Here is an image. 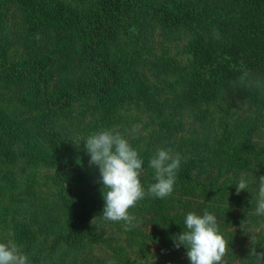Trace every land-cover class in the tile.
Wrapping results in <instances>:
<instances>
[{
  "label": "trees",
  "instance_id": "obj_1",
  "mask_svg": "<svg viewBox=\"0 0 264 264\" xmlns=\"http://www.w3.org/2000/svg\"><path fill=\"white\" fill-rule=\"evenodd\" d=\"M210 1L212 8L208 2L197 6L198 2L186 4L183 0H177V11L174 4L171 9L167 5L159 7L163 2H170L165 0H100L96 10H90L86 15L87 22L84 25L87 28L85 42L88 75L72 81L68 90L51 96L42 82L46 78L42 64H10L7 54V47L11 43L22 41V35L19 36L17 31L22 20L11 18L17 15L14 12L11 16V4L15 3L20 14L28 19V16L38 14V2L41 5L48 4V7L50 3L46 0H0V60L7 70L6 78L26 79L34 87L25 97L37 110L38 132L32 136L31 142L47 162H52L58 174L64 201L71 209L67 220L59 223L53 221V218L48 220V213H42L45 216L43 223L48 229L47 235L52 239L42 248L28 251L30 264H75L79 253L88 244L87 237L92 231L90 223L93 215H102L103 186L98 183V167L89 166L90 157L83 145L86 138L100 130L116 128L121 124L127 116L120 111L118 103L134 94L139 96L154 117L165 115V107H160L162 103L156 99L159 90L154 91L151 85L143 83V78L135 69L133 55L124 56L141 45L143 33L137 18L136 22L131 21L133 17L122 18L121 15L125 12L140 15L150 13L165 23H178L192 37L187 44L191 61L184 69L183 86L173 94L174 116H165L162 120L163 128L160 131L164 137H176L184 130V123L176 117L177 114L184 115L190 107L196 105L207 106L206 109H201L202 128L193 129L188 138L192 142V155L189 159L185 157L181 160L174 192L165 199L146 196L139 201L136 208L130 209L134 216L135 210L151 213L162 224V231L155 239L159 258H149L151 251L146 248V240L140 236L139 231L127 225L126 242L135 245L140 258L146 259L148 264H190L186 256L187 249H176L172 239L183 231L186 214L195 212L188 207L191 203L190 193L197 198L194 204L202 206L198 210L200 212L195 213L202 215L207 210L214 214L220 231L230 246H234L237 240L227 230L231 223L252 222L260 218L254 214L258 184L253 193L242 191L237 195L234 181L217 182V185L214 180L202 179L196 170L199 168L201 175L205 173L209 177L210 169L222 168L225 163L232 162L242 169L254 171L259 177L264 175V159L257 158L256 162L253 157L260 151L263 152L262 149L257 150L248 137L239 139L249 133L248 129H240L238 135L228 132V129L224 136H210L208 132L203 134V130L208 127L206 118L210 105H218L219 101L228 97L250 96L254 99L264 93V0ZM44 10L49 12L47 8ZM236 15L237 18L233 21ZM214 26H217L220 34L218 39L208 35ZM114 50L119 52L114 53ZM103 51H108V56L102 54ZM128 57L132 59L129 60ZM163 62L159 66L166 71ZM92 95L98 101L92 117L86 119L87 113H82L76 105L78 101ZM65 121H69L74 128H79L82 135L79 140L80 147L63 137L61 128ZM164 139H161V143ZM10 147L7 137L0 133V175L4 170H1L2 165L10 154L9 150L12 151ZM184 150L182 147L175 153L182 156ZM139 153L144 160V171L140 178L147 191L149 185L155 182L154 171L148 167L149 154L141 151ZM114 224L124 228L123 222ZM258 235L261 237L258 240L260 245L264 242V232ZM114 252L112 261L114 264H121V252L118 248ZM241 252L246 251L242 248ZM133 263L128 259L125 264ZM230 263L231 258L227 260V264Z\"/></svg>",
  "mask_w": 264,
  "mask_h": 264
},
{
  "label": "rangeland",
  "instance_id": "obj_2",
  "mask_svg": "<svg viewBox=\"0 0 264 264\" xmlns=\"http://www.w3.org/2000/svg\"><path fill=\"white\" fill-rule=\"evenodd\" d=\"M46 1L50 3L51 8L48 4L41 5L38 2V14L28 16V19L20 14L19 7L15 3L11 4V16L14 12L17 14L11 18L22 20L21 26L17 28L19 36L22 35V41L11 43L10 47H7V54L10 64L13 62L18 63V66L35 62L42 64L46 72V78L42 82L48 93L56 96L68 90L72 81L86 77L89 73L85 42L87 28L85 29L84 25L87 22L86 15L90 10H96L100 0ZM165 1L170 2L169 4L163 2L164 5L161 4L159 7L169 6L171 9L175 5L178 11L177 0ZM183 1L186 4L198 2L197 6L208 2L211 7L210 0ZM46 8L49 12L44 10ZM121 16L127 19L133 17L131 19L133 22H136V18L140 21L139 25L143 28L141 45L125 53L124 56L133 55L135 69L143 78V83L151 85L154 91L159 90L156 99L162 103L160 107L162 105L165 107V115L160 118L154 117L152 111L143 105L139 96L134 94L118 103L120 111L127 118L115 129L124 134L134 148L149 154L147 156L150 158L157 149H172L175 153L183 147L185 150L182 158L189 159L192 155V142L188 138L193 129L202 128L201 109H206L207 106L196 105L190 107L184 115L177 114L176 117L184 123V130L176 137H164L160 128H163L162 120L165 116H174L173 94L183 86L184 69L191 61L187 44L192 37L186 32L185 27L178 23L177 25L165 23L151 16L150 13L140 15L125 12ZM236 18L237 15L233 21ZM216 27L214 26L208 35L218 39L220 34ZM106 52L109 54L108 51ZM106 52L103 51L102 54L108 56ZM115 52L119 50H114ZM128 59L132 58L128 57ZM160 62H163L166 71L159 66ZM5 71L7 70L0 60V133L7 137L11 145L10 149L13 151L9 150L7 161L1 168L4 170L0 175V242L13 239L25 254H28L30 250L42 248L51 238L47 235L48 229L43 223L45 216L42 213H48V220L53 218V221L59 223L67 220L71 209L64 201L58 183V174L52 162H47L31 142L32 136L38 132L37 110L25 100V97L34 87L26 79L6 78ZM97 101V97L92 95L78 101L76 106L82 113H87L86 119H89ZM206 123L208 130L204 129L203 134L206 135L208 132L210 136L215 134L224 136L227 129L228 132L232 131L234 135H238L240 129H248L249 133L239 139L246 137L251 139L257 150L263 151L253 156L256 158L255 161L264 159V93L254 99L250 96L228 97L219 101L218 105H210ZM133 126L138 127L139 134L136 136L128 133ZM210 128L212 130H209ZM61 133L72 144H79L82 136L79 128H74L69 121L64 122ZM163 138L165 139L161 143ZM209 171L210 175L207 177L205 173L201 175L199 168L196 170L202 179L209 178L208 181L214 180L216 184L226 181H234V184H237L243 173L250 181L248 190L253 193V190L257 189L256 178L258 179L259 176L254 171L242 169L232 162L225 163L222 168L215 167ZM189 195H192L189 196L191 199L189 210L200 212L198 210H201L202 206L194 204L197 202L195 194ZM53 213L58 214L53 215ZM95 217L97 218L93 221ZM135 217V226L132 228L139 231L140 236L146 240V248L151 251L149 258L158 259L155 239L162 231V224L153 214L142 210H135ZM90 225L92 231L87 237L88 244L79 253L75 264H109L116 248L121 252V264L127 263L128 259L134 262L133 264H148L146 259L140 258L137 247L126 242L128 234L125 224L121 229L96 213ZM243 229L246 232L250 229L255 230L257 239L260 240L258 234L264 232V219L260 217L252 222L238 221L228 226L227 230L237 237L236 244L229 247L226 257V260L231 258L230 264L251 263L245 261L249 254L250 235ZM261 245H264V242L257 246V251H264L260 248ZM242 248L248 252H245L246 254L241 252ZM235 255H238V258Z\"/></svg>",
  "mask_w": 264,
  "mask_h": 264
},
{
  "label": "clouds",
  "instance_id": "obj_3",
  "mask_svg": "<svg viewBox=\"0 0 264 264\" xmlns=\"http://www.w3.org/2000/svg\"><path fill=\"white\" fill-rule=\"evenodd\" d=\"M128 133L138 135V127L133 126ZM74 144L80 147V144ZM83 145L90 157L89 166H97L99 169L98 183L103 186L104 200L101 216L104 220L123 222L134 227L136 217L130 213L131 208L136 207L146 196L165 199L174 192L182 156L172 149H157L149 159L148 167L154 171L155 182L145 191L140 178L144 171V160L120 131L115 128L100 130L89 135ZM256 181L259 188L254 214L264 217V175L256 178ZM249 183L242 173L236 184V194L249 191ZM245 233L250 235L249 254L245 261L264 264V251H257L259 242L255 230L250 229ZM172 239L176 249H187L186 256L190 264H227L229 242L220 231L217 217L207 210L202 215L188 212L183 231ZM260 248L264 249V245ZM0 264H30V260L22 248L13 239H9L7 242H0ZM109 264L114 262L109 261Z\"/></svg>",
  "mask_w": 264,
  "mask_h": 264
}]
</instances>
